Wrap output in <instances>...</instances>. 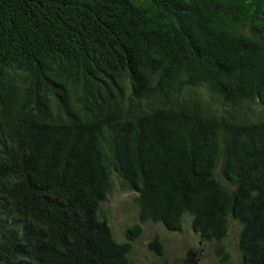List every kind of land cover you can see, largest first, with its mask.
<instances>
[{"label":"trees","instance_id":"1","mask_svg":"<svg viewBox=\"0 0 264 264\" xmlns=\"http://www.w3.org/2000/svg\"><path fill=\"white\" fill-rule=\"evenodd\" d=\"M256 100L264 0H0V264H130L113 176L141 223L219 242L232 218L264 264V120L228 107Z\"/></svg>","mask_w":264,"mask_h":264},{"label":"rangeland","instance_id":"2","mask_svg":"<svg viewBox=\"0 0 264 264\" xmlns=\"http://www.w3.org/2000/svg\"><path fill=\"white\" fill-rule=\"evenodd\" d=\"M252 106L256 120H264V113H259L261 101L245 102ZM242 118L237 119V121ZM113 189L101 203L98 214L110 226L113 238L117 242L128 239L129 227L138 224L141 232L132 243L129 253L130 264H242L237 247V238L241 229L238 222L229 219L227 235L219 242L203 240L190 225V217H184L180 229L170 231L162 224L146 221L141 223L135 204V192L125 188L118 177L113 176ZM227 186V185H226ZM157 237L162 245L163 254L158 256L150 250L149 243Z\"/></svg>","mask_w":264,"mask_h":264},{"label":"clouds","instance_id":"3","mask_svg":"<svg viewBox=\"0 0 264 264\" xmlns=\"http://www.w3.org/2000/svg\"><path fill=\"white\" fill-rule=\"evenodd\" d=\"M245 102H250V101H244L240 104H235L232 102H229L228 107L231 110L233 114H235V119L242 118L240 121H246V122H254L255 121V115L252 113V106H248L247 108L244 106ZM148 109H156V107L152 106L149 104V106L146 108ZM238 121V122H240Z\"/></svg>","mask_w":264,"mask_h":264}]
</instances>
